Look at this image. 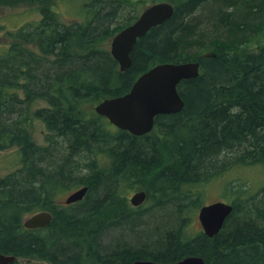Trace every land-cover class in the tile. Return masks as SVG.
Segmentation results:
<instances>
[{
	"label": "trees",
	"instance_id": "16d2710c",
	"mask_svg": "<svg viewBox=\"0 0 264 264\" xmlns=\"http://www.w3.org/2000/svg\"><path fill=\"white\" fill-rule=\"evenodd\" d=\"M32 1L41 20L0 53V152L19 158L0 174V252L13 264H264V44L250 49L247 39L264 27V0L155 2L174 15L138 39L124 72L110 42L144 0H86L85 19L71 23L53 0ZM196 61L199 76L178 86L183 110L156 117L150 133L133 135L94 110L157 65ZM35 121L46 125L44 145ZM246 169L263 176L222 182ZM216 180L233 211L209 237L189 224ZM82 187L83 200L59 201ZM131 190L146 193L141 206L129 203ZM41 211L51 224L27 229L24 218Z\"/></svg>",
	"mask_w": 264,
	"mask_h": 264
},
{
	"label": "water",
	"instance_id": "95a60500",
	"mask_svg": "<svg viewBox=\"0 0 264 264\" xmlns=\"http://www.w3.org/2000/svg\"><path fill=\"white\" fill-rule=\"evenodd\" d=\"M174 15V6L169 2L156 3L145 8L139 18L117 33L110 42V52L119 63L120 71L132 65L131 52L138 39L145 36L153 27L163 24ZM200 63L160 64L142 74L131 91L123 96L108 98L94 107L98 115L106 117L114 126L133 135L150 133L159 115L179 113L184 101L178 91L183 80L197 78ZM87 187H82L67 195L66 205L77 203L86 196ZM144 191L136 192L130 199L134 207L146 201ZM233 206L224 201L204 205L198 212V220L203 232L214 237L222 229ZM53 214L41 211L26 217L23 221L27 229L44 228L51 224ZM17 258L0 252V264H13ZM132 264H207L202 257L188 256L177 262L160 263L152 260H135Z\"/></svg>",
	"mask_w": 264,
	"mask_h": 264
},
{
	"label": "rangeland",
	"instance_id": "374dc122",
	"mask_svg": "<svg viewBox=\"0 0 264 264\" xmlns=\"http://www.w3.org/2000/svg\"><path fill=\"white\" fill-rule=\"evenodd\" d=\"M85 1L86 0H53V2L51 3V7L53 11L56 13V16H58V18L62 22L71 23L79 20L82 21L85 19V13L82 7ZM144 1L147 6L152 4L153 2L154 3L159 2V0H144ZM8 10L9 11H0V53L4 49L9 48V46H11L13 43H16L14 42V40H16L17 43H20V41H18L15 37V32H16L15 29L17 27L20 26L22 27V29L26 30V28L29 25H36L37 22H39L42 18L41 2H35L33 5L18 4L17 7L12 8L11 10L10 8H8ZM141 10L143 9L140 8V10L136 11V14L139 15L142 12ZM247 39L251 41V43L248 45L250 49H255L258 46V44H264L263 25L258 30L249 33ZM26 46H28L30 50L38 52L37 46L33 45V43ZM197 51L207 52L203 47L197 49L195 52ZM34 123L35 124L32 127L34 133V139L40 145H44L45 137L47 135L46 125L43 122H38V121H35ZM14 151L15 150H11L8 152H0L1 175H6L17 167L16 164L18 163L19 158L17 156V153ZM259 176H263V174L259 172L258 169H246L241 172L232 173L230 177L224 179L222 182L224 183L225 181L229 180L231 177H242L244 179L247 178V180L249 179L256 180L258 179ZM218 182L220 181L216 180L213 183L207 185L206 188H204L203 204L205 205L211 204L214 201H225L219 199L223 193V190L220 183ZM262 183H264V180H261V182L258 185ZM134 194L135 191L133 190L129 191V193L126 194L127 198L129 199V203L131 197ZM66 196L67 194L61 195L59 197V201L61 203H64ZM198 210L199 208L194 211L193 219L189 224V229L194 233L202 230V227L198 220V212H199Z\"/></svg>",
	"mask_w": 264,
	"mask_h": 264
},
{
	"label": "flooded vegetation",
	"instance_id": "af4514ba",
	"mask_svg": "<svg viewBox=\"0 0 264 264\" xmlns=\"http://www.w3.org/2000/svg\"><path fill=\"white\" fill-rule=\"evenodd\" d=\"M27 1H31L33 2L32 0H0V11H9L8 8H10V10L12 8H15L17 7L18 4H26V5H29L27 3ZM24 2V3H23ZM19 29H22V27H17L15 29V31H20ZM39 229V228H37Z\"/></svg>",
	"mask_w": 264,
	"mask_h": 264
}]
</instances>
